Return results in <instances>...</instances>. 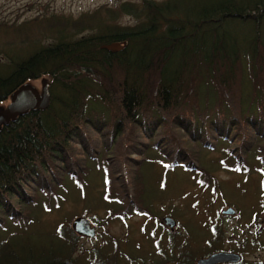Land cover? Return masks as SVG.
I'll use <instances>...</instances> for the list:
<instances>
[{
  "label": "trees",
  "instance_id": "obj_1",
  "mask_svg": "<svg viewBox=\"0 0 264 264\" xmlns=\"http://www.w3.org/2000/svg\"><path fill=\"white\" fill-rule=\"evenodd\" d=\"M122 17L131 26L115 22ZM24 24L0 28L20 36ZM43 30L57 42L0 75V105L29 82H47L49 93L46 109L0 128V264H194L224 250L223 216L212 206L226 205L217 195L226 186L215 173L249 174V154L264 165V0L124 1L76 19L45 18ZM124 42L119 51L100 49ZM102 152L113 177L102 179L106 208L100 220L93 217L102 242L79 252L82 237L61 204L70 188L90 186L85 162ZM149 162L181 167L206 195L214 234L206 252L189 251L192 239L160 219L168 247L155 263L135 261L108 235V224L148 217L137 195L147 191L138 170ZM124 168L137 178L127 179ZM257 173L262 208L230 240L242 257L256 242L264 249L263 167ZM51 213L59 217L46 226L40 219ZM179 237L182 258L173 253Z\"/></svg>",
  "mask_w": 264,
  "mask_h": 264
},
{
  "label": "rangeland",
  "instance_id": "obj_2",
  "mask_svg": "<svg viewBox=\"0 0 264 264\" xmlns=\"http://www.w3.org/2000/svg\"><path fill=\"white\" fill-rule=\"evenodd\" d=\"M124 1L138 2L139 0H0V23L9 26L26 22L23 25L22 33H19L20 36L10 34L11 30L0 28V75H5L9 71L12 61L19 60L32 51L57 42L56 36H51L48 31L43 30L45 18L76 19L80 14L91 13L100 7H111ZM153 1L161 2L163 0ZM115 22L123 26L132 24L128 17L116 19ZM26 30H31V32L28 34L25 32ZM88 34L89 32H83L74 36V39L85 37ZM29 83L39 92L40 82ZM5 105L1 104L0 107ZM103 156L102 152L96 161L85 162L86 180L92 182L90 186L85 188L82 186L79 189L70 188L69 192L65 194V201L61 204L66 220L71 219L72 221L76 217H83L82 211L85 208L89 210L85 216L90 218L96 226V235L93 239L82 238L80 240L79 252L102 242L101 237L98 236L100 229L97 227V223L95 224L93 217L100 220L106 208L101 189L102 179H113L108 164L102 160ZM211 156L212 159L216 158L215 154H211ZM205 158L209 160L211 157L206 155ZM246 158L249 162L248 166L251 165L249 174L215 173L219 180L227 182H224L226 189L224 191L221 189L217 194L226 202V205L223 206L222 203L217 202L212 206V209L220 211L230 206L238 214L237 218L236 215L234 217L223 216L222 218L225 243L236 236H241L244 230L242 228L249 226V216L252 213L257 214L262 208V197L259 195L262 186L261 177L257 170L262 167L264 169V165L259 164L256 159H252L250 154ZM106 172L109 173L107 177L105 176ZM123 173L129 180L137 178V173L132 168H124ZM138 173L142 180L141 183L144 186L147 185L145 187L147 191L137 195V198L147 202L148 217L134 216L131 219H124L122 223L114 222L106 226L108 235L117 237L115 242L117 246H120L121 251L129 254L138 262H158L160 252H166L168 244L162 237L165 235L157 226L156 221L169 215L181 232L184 235L187 234V240L192 239L188 244L189 250L197 254L206 252L209 242L214 237L210 224L211 219L209 220L211 213L206 210L207 197L205 194L199 193L193 184L192 175L181 167L166 170L159 164L150 162L143 165ZM97 203H100V206ZM58 217L55 213H51L43 215L40 220L46 226H51ZM176 224L175 226H177ZM180 240L183 241L180 238L173 243V253L177 252L181 245ZM257 256L264 262V252Z\"/></svg>",
  "mask_w": 264,
  "mask_h": 264
},
{
  "label": "water",
  "instance_id": "obj_3",
  "mask_svg": "<svg viewBox=\"0 0 264 264\" xmlns=\"http://www.w3.org/2000/svg\"><path fill=\"white\" fill-rule=\"evenodd\" d=\"M126 43L120 46L117 43L102 45L100 49L119 51ZM49 105L48 83L40 82V90L37 92L30 84H24L18 87L10 96L9 101L4 107H0V128L8 125L17 117L27 113L29 110H44ZM220 214L223 216H234L235 211L231 207H226ZM162 224L169 230H173L175 222L169 217L161 219ZM71 230L78 236L91 239L95 236L96 227L87 217H76L70 223ZM240 256L234 253L217 252L210 254L206 258L196 260L195 264H224L237 263Z\"/></svg>",
  "mask_w": 264,
  "mask_h": 264
},
{
  "label": "flooded vegetation",
  "instance_id": "obj_4",
  "mask_svg": "<svg viewBox=\"0 0 264 264\" xmlns=\"http://www.w3.org/2000/svg\"><path fill=\"white\" fill-rule=\"evenodd\" d=\"M253 228V227H252ZM253 232V230H252ZM180 239V237H179ZM181 245L179 246L178 248V252L182 258V255L184 253V246L182 244L183 241H181ZM224 250H221L222 252H227V253H234V254H238L237 252H234L232 250L234 249H237L234 247V245L229 241V242H226L224 243V245L222 246ZM191 251V250H189ZM216 252V251H215ZM218 252V251H217ZM246 252V251H245ZM264 252V249H262L261 245L259 244V242H256V246H254L252 248V250L250 251L249 255L247 256H244L243 257V261L247 264H262L263 261H261V258H258V254L259 253H263ZM211 253H214V252H210V253H206L205 255H203L202 257H198L197 259H200V258H206L209 254ZM195 259V261L197 260ZM194 261V263H195ZM239 263V262H238ZM225 264H232V263H225ZM237 264V263H236Z\"/></svg>",
  "mask_w": 264,
  "mask_h": 264
}]
</instances>
